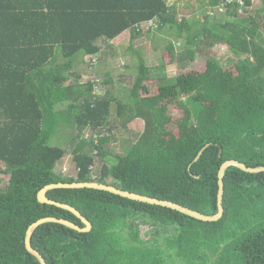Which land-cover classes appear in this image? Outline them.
I'll use <instances>...</instances> for the list:
<instances>
[{
    "label": "trees",
    "instance_id": "1",
    "mask_svg": "<svg viewBox=\"0 0 264 264\" xmlns=\"http://www.w3.org/2000/svg\"><path fill=\"white\" fill-rule=\"evenodd\" d=\"M252 5L208 0L200 18L180 19L169 0H0V264H41L25 243L40 218L85 226L71 211L39 201L50 183L98 181L218 213L221 165H264V0L257 14L240 13ZM151 22L174 37L169 63L192 61L218 44L238 60L226 70L208 53L205 70L171 76L168 63L149 65L131 46L136 59L127 67L135 72L122 75L130 82L124 97L110 72L83 81L75 71L79 62L95 69L117 54L113 40L141 36ZM101 84L105 93H95ZM114 102L117 118L126 113L125 124L141 118L145 127L125 154L109 160L103 131ZM172 104L184 111L175 131ZM69 127L76 131L71 149L52 144ZM70 153L76 177L58 169ZM47 195L93 224L88 232L55 222L37 227L32 243L47 264H264V171L228 167L217 221L94 188ZM137 219L151 223L156 236L143 238Z\"/></svg>",
    "mask_w": 264,
    "mask_h": 264
},
{
    "label": "rangeland",
    "instance_id": "2",
    "mask_svg": "<svg viewBox=\"0 0 264 264\" xmlns=\"http://www.w3.org/2000/svg\"><path fill=\"white\" fill-rule=\"evenodd\" d=\"M208 0H169L170 4H176L180 19L187 18H200L205 11H209V7L205 6V3ZM262 7V0H253V5L250 6L247 10H240L242 15H247L249 13L257 14L258 9ZM220 11H224V7H220ZM153 22L148 23L144 27L143 34L136 38L132 37V33L126 32L120 37L112 41V50L111 53L116 52L117 54L110 55L105 62H102L95 69H90L88 63L79 62L75 66V71L84 74L82 77L83 81L87 80H99L102 81L105 77V72H110L115 86L113 88L123 91L120 97H124L129 93L130 82L128 80H123L122 75L135 72L134 69L127 67L135 63V55L131 50V46L135 49H140L145 52L144 56L147 59L149 65H156L160 62H163L167 65V73L171 76L182 75L189 72H201L206 69L208 53L217 59L226 70L232 69L235 66L238 58L234 53L229 49L225 44H218L208 50L204 55H197L196 58L192 61L185 62L184 64L180 62L169 63L170 56L168 48L166 47L170 39H174L172 35L157 31V27H153ZM151 27L153 29L150 31ZM182 48V45L177 43L175 50L178 51ZM91 57H88V59ZM92 59V58H91ZM95 58L92 59L94 61ZM108 86L101 84L97 87L95 93L104 94ZM58 107H61L58 106ZM172 115L173 121L171 125L172 130L177 129L178 120L184 115V111L179 108L177 105H170L168 111ZM126 113L123 117L117 118V103L112 104L111 117L109 120L108 126L104 129L103 135L110 137V140L107 142V147L109 154L107 158L113 159L115 154H125L128 148L132 145L133 141L139 137V133L145 127V121L141 118H136L134 121L125 124ZM170 127V126H169ZM75 129L72 127L67 128L66 130L59 132L58 136H55L52 139V144H60L64 148L71 149L72 142L75 140ZM86 136H90V129L84 130ZM61 134V136H60ZM66 135V136H65ZM62 173L67 176H77L78 169L76 168V163L74 161L73 154L70 153L64 161L61 163L58 168ZM139 227L142 228L143 238L146 240H151L156 236V230L151 226V223L148 225L141 224L142 220L137 219ZM162 229V228H161ZM173 231V228L170 229Z\"/></svg>",
    "mask_w": 264,
    "mask_h": 264
},
{
    "label": "water",
    "instance_id": "3",
    "mask_svg": "<svg viewBox=\"0 0 264 264\" xmlns=\"http://www.w3.org/2000/svg\"><path fill=\"white\" fill-rule=\"evenodd\" d=\"M210 144L211 143L206 144L199 151L198 155L194 159V162H196L200 159L203 152L206 150V148H208L210 146ZM232 165L237 166V167H239V168H241L247 172H254L255 173V172H263L264 171V165L249 166L246 163L241 162L239 160H235V159L226 160L221 165L220 170H219V175H218V177H219V192H218V209H219V211L217 214H214V215L204 214L198 210H195L191 207H188L186 205H183L181 203H178V202H175L172 200L162 199V198L153 197V196H149V195H145V194H141V193H137V192H132L130 190L119 188L115 185L101 183L98 181H73V182L50 183V184L46 185L45 187H43L39 191V193H38L39 201L42 203L53 204V205H56V206H59L61 208H64V209L71 211L78 218L81 219V221L84 223L85 226H81V225H79V224H77V223H75L69 219L57 217V216H47V217L40 218L39 220L32 223L27 230L26 240H25L26 248L30 253H32L33 255H35L38 258V260L41 262V264H47V261H46L45 257L43 256V254L39 250H37L33 246V243H32L33 234H34L35 230L37 229V227H39L43 223L55 222V223H60V224L66 225V226L73 228L75 230H78L80 232H88V231L92 230V228H93L92 222L86 216H84L78 208H76L75 206H73L69 203H64V202H60V201L51 199L47 195L48 191H50L52 189H56V188H71V189L94 188V189H99V190H105V191L120 195L122 197L129 198L132 200H136V201H140V202H144V203H149V204H153V205H159V206H163V207H168V208H171L173 210H177L183 214H186V215L193 217L195 219H198V220L217 221L223 217L224 212H225V207H224L225 175H226V171H227L228 167L232 166Z\"/></svg>",
    "mask_w": 264,
    "mask_h": 264
}]
</instances>
